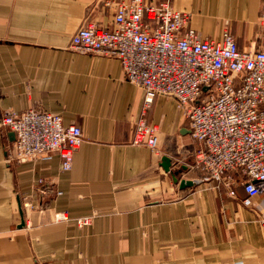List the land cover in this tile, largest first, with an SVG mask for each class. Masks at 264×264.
I'll return each instance as SVG.
<instances>
[{
	"label": "crops",
	"instance_id": "obj_1",
	"mask_svg": "<svg viewBox=\"0 0 264 264\" xmlns=\"http://www.w3.org/2000/svg\"><path fill=\"white\" fill-rule=\"evenodd\" d=\"M105 1L122 0H0V116L43 110L82 133L62 171L56 153L9 162L14 135L0 126V264H264L262 199L246 205L242 185L230 196L191 169L190 130L176 101L157 96L146 112L158 152L132 145L143 91L118 60L69 47L84 24L111 27ZM170 2L200 38L228 31L240 51L259 49L261 0ZM180 180L193 185L181 189ZM61 214L69 221L56 220ZM84 217L90 223L78 225Z\"/></svg>",
	"mask_w": 264,
	"mask_h": 264
},
{
	"label": "built area",
	"instance_id": "obj_2",
	"mask_svg": "<svg viewBox=\"0 0 264 264\" xmlns=\"http://www.w3.org/2000/svg\"><path fill=\"white\" fill-rule=\"evenodd\" d=\"M104 7L113 10L111 27L84 24L69 47L118 60L125 80L143 91L132 145L158 152L156 128L147 122L146 112L157 96L174 99L190 130L191 169L230 196L235 185H242L246 205L260 197L257 223L264 228V34L258 50L243 52L228 31L219 40L200 38L189 28V14L173 8L170 0L106 1ZM257 25L264 32V0ZM0 126L14 135L7 149L13 163L56 153L61 170L69 171L82 142L78 126H65L61 116L38 109L8 110L0 116ZM56 220L69 221L64 214ZM90 221L84 217L76 223Z\"/></svg>",
	"mask_w": 264,
	"mask_h": 264
},
{
	"label": "water",
	"instance_id": "obj_3",
	"mask_svg": "<svg viewBox=\"0 0 264 264\" xmlns=\"http://www.w3.org/2000/svg\"><path fill=\"white\" fill-rule=\"evenodd\" d=\"M160 165L164 169L165 172H170V170H171V162H170V159L168 157L162 156ZM171 175L174 177L175 181H177V176L179 175V171H174ZM192 185H193L192 181H187V180H180L179 181V187L181 189L185 188V187H190Z\"/></svg>",
	"mask_w": 264,
	"mask_h": 264
},
{
	"label": "rangeland",
	"instance_id": "obj_4",
	"mask_svg": "<svg viewBox=\"0 0 264 264\" xmlns=\"http://www.w3.org/2000/svg\"><path fill=\"white\" fill-rule=\"evenodd\" d=\"M106 2V1H105ZM103 5H104V3H103Z\"/></svg>",
	"mask_w": 264,
	"mask_h": 264
}]
</instances>
